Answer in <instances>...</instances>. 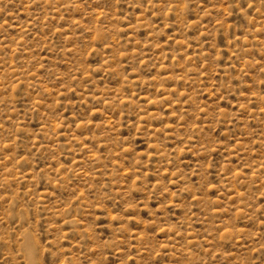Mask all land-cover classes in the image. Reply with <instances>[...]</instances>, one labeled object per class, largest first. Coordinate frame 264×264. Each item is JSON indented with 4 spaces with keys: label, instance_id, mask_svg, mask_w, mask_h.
Wrapping results in <instances>:
<instances>
[{
    "label": "rangeland",
    "instance_id": "374dc122",
    "mask_svg": "<svg viewBox=\"0 0 264 264\" xmlns=\"http://www.w3.org/2000/svg\"><path fill=\"white\" fill-rule=\"evenodd\" d=\"M0 264H264V0H0Z\"/></svg>",
    "mask_w": 264,
    "mask_h": 264
},
{
    "label": "bare ground",
    "instance_id": "6f19581e",
    "mask_svg": "<svg viewBox=\"0 0 264 264\" xmlns=\"http://www.w3.org/2000/svg\"><path fill=\"white\" fill-rule=\"evenodd\" d=\"M29 251V250H28Z\"/></svg>",
    "mask_w": 264,
    "mask_h": 264
}]
</instances>
